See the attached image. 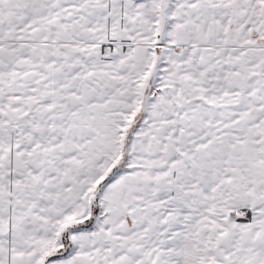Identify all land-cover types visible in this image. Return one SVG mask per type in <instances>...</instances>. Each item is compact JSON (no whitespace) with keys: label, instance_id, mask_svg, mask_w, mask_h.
<instances>
[{"label":"snow or ice","instance_id":"snow-or-ice-1","mask_svg":"<svg viewBox=\"0 0 264 264\" xmlns=\"http://www.w3.org/2000/svg\"><path fill=\"white\" fill-rule=\"evenodd\" d=\"M0 264H264V0H0Z\"/></svg>","mask_w":264,"mask_h":264}]
</instances>
